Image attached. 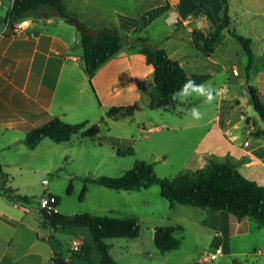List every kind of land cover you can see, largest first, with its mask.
<instances>
[{"label": "crops", "instance_id": "obj_1", "mask_svg": "<svg viewBox=\"0 0 264 264\" xmlns=\"http://www.w3.org/2000/svg\"><path fill=\"white\" fill-rule=\"evenodd\" d=\"M13 2L0 0V155L25 145L23 141L26 133L52 118L59 117L67 123L69 118L85 119V97L87 87L90 86L85 72L84 53L80 54L76 49L81 47L78 30L52 12H48V18H28L23 20L26 23L22 27L15 23L8 29ZM64 5L91 29H116L129 40L146 39L153 47L164 49L168 54V48H171L170 57L184 50L183 39L189 37L194 43L191 35L194 30L208 35L223 19L220 0H64ZM229 16L237 34L252 41L255 55L253 67L247 72V59L241 65L247 75L241 78L243 75L240 76L234 66L235 63L240 64L239 59L222 48L223 40L234 44L235 38L229 30L223 32L221 42L209 59L218 62L220 70L224 69L228 74L229 68L233 67L237 78L229 75L228 85L237 88L242 79L246 78V82H250L264 95V32L261 34L264 0H229ZM57 19L62 26L58 29L57 26L53 27L55 32L52 33L48 26L54 25ZM162 20L168 24L179 23L180 31L175 30L174 34L164 32L158 26ZM220 45L222 47L219 48ZM219 50L221 56L216 59L215 54ZM152 77L154 80V69L147 65L146 58L136 52L129 53L124 48L93 77L91 93L109 110L113 107L134 106L135 117L140 109L147 107L154 84L150 89L146 85ZM232 101L238 104L236 108L240 116L232 118L229 113L222 122L221 112L225 105H218L217 115L212 119L216 129L206 136L197 157V166L202 169L212 161L230 159L238 164L239 170L244 167L255 171L249 177L244 176L240 170L245 178L264 187V137L253 135L264 129V121L262 126L258 125L255 118L249 115L253 109L250 101L243 104L237 97L229 101V94L223 92L222 102ZM231 104L228 106L232 110ZM244 109L249 111L246 113ZM85 121L90 123L88 119ZM242 121L245 127L244 141L236 143L238 135L234 131L238 130V124ZM221 137H224L227 145L221 142ZM245 142H248V146L244 145ZM0 174L7 176L1 169V163ZM6 199L17 209V204L23 202ZM39 209L40 206L34 213L22 209L17 219L9 211L0 209V264H57L61 256L59 243L55 250L48 243L55 238L54 230L42 225L38 216ZM217 213L215 215L224 221L222 228L217 231L223 234V239L219 241L227 243L238 220L226 212ZM34 214L38 216L37 220L34 219L36 229L27 221ZM70 230L84 238L74 240V245L78 244L82 249L84 246L92 247L90 259L94 264L91 256L97 251L89 230ZM111 255L113 257L112 251ZM100 262L101 257L97 264Z\"/></svg>", "mask_w": 264, "mask_h": 264}, {"label": "rangeland", "instance_id": "obj_2", "mask_svg": "<svg viewBox=\"0 0 264 264\" xmlns=\"http://www.w3.org/2000/svg\"><path fill=\"white\" fill-rule=\"evenodd\" d=\"M56 26V29L62 26L59 19L54 25L48 26V29L53 33L55 29H52ZM158 26L167 33L174 34L175 30L180 31L179 23L168 24L162 20ZM261 32V34L264 32L263 22H261ZM191 35L193 38V35L204 34L194 30ZM187 38L182 40L185 44L184 50L171 57L177 59L189 74L211 77L207 83L220 91L214 102L205 103L202 97L192 96L186 101H180L170 113L143 107L134 118L107 120L106 127L103 126L101 134L94 139L84 138L80 133L72 136L68 142L60 144L46 139L35 150H29L22 145L10 152L5 151L0 155V163L1 169L7 176L0 174V187L11 188L27 199L18 203L17 209L0 195V209L9 211L13 218L17 219L22 209L34 213L42 198L53 195L60 198L57 211L63 215L88 214L113 218L135 216L141 224L138 238L107 240L112 246L111 251L117 264H264V227L251 219L236 221L232 237L227 243L226 241L222 243L216 237V232L222 228L224 221L220 216L215 215L218 214L215 211L182 205L171 208L170 203L161 198L158 186L126 192L113 191L85 182L86 179L100 177L119 178L131 170L138 160L152 165L158 178L174 179L181 175L192 176L200 169L197 166V157L206 136L216 129L212 119L217 115L218 105L221 103L225 105L221 112L222 122L229 113L232 118L240 116L235 101L222 102L223 92L229 94V101L237 97L245 104L250 101L247 89L252 84L246 82L245 78L237 88L228 85L229 75L231 77L237 75L233 67L229 68V74L224 69L220 70L218 62L200 54L194 43L189 37ZM174 40L178 39L174 38ZM223 42L224 47L221 45L218 47L227 49L239 59L240 64L235 63L234 66L239 75H243L241 78L246 77L247 72L241 65L245 64L247 56L241 45L236 40L234 44L226 40ZM127 46L125 51L131 53L132 49ZM76 49L80 54L83 52L81 47ZM168 51L169 54L172 53L171 48H168ZM220 56L219 50L215 58L219 59ZM148 82L146 87L150 89L154 84L153 77ZM85 101L83 116L90 121V126L99 125L102 119H106L109 109L99 104L97 98L92 95L89 85ZM229 104L232 110L229 109ZM193 107L199 108L203 114L202 119L195 120L191 117L189 110ZM243 111L247 113L249 110ZM249 115L262 126V119L253 109ZM85 119L69 118L67 121L68 124H79ZM247 123L249 125L250 121L248 120ZM244 129L242 121L238 124V130L234 131L238 135L236 143H243ZM253 135L255 136V132ZM221 142L226 144L224 137H221ZM129 148L134 150L133 156L118 155L119 150L127 151ZM240 170L244 176L251 177V172L255 173L252 169L247 170L244 167ZM70 186L72 191L69 193ZM85 187L88 190L84 200L81 201ZM34 219H38L35 214L27 221L36 229L37 224ZM176 225L184 228L183 231L175 234L176 238L181 240V246L177 250L162 254L154 244V230L157 227ZM47 233L49 234L48 231ZM54 236L55 238L48 243L54 250L59 243V253L62 257L60 260L69 264H86L73 250V241L84 238L73 233V230L54 231ZM219 245H222L226 254L220 255L216 260L208 261L207 257ZM81 251L80 246L79 252ZM91 257L94 264L99 262L100 257L97 252Z\"/></svg>", "mask_w": 264, "mask_h": 264}, {"label": "trees", "instance_id": "obj_3", "mask_svg": "<svg viewBox=\"0 0 264 264\" xmlns=\"http://www.w3.org/2000/svg\"><path fill=\"white\" fill-rule=\"evenodd\" d=\"M220 1L223 7V19L215 30L208 35H193L196 49L206 58L211 57L215 47L221 42L223 32L229 30L232 23L229 16V0ZM48 12H52L66 24L74 26L80 33L85 72L91 87L92 79L99 69L115 58L127 44L132 52L143 55L147 65L154 69V87L147 104L150 110L168 112L175 109L180 101H173L170 98L171 93L179 90L186 80H194L196 84L207 83L210 80V77L205 75H189L178 60L171 58L164 49L153 47L146 39L129 40L116 29L89 28L68 11L64 0H14L9 14L8 29H11L13 24L28 18H48L50 16ZM229 33L241 45L248 59L246 70L247 72L251 71L255 59L251 39L237 34L236 30H229ZM247 90L254 111L264 121V95L253 86H248ZM134 115V106L113 107L107 112L106 119H102L99 125L94 126H90L88 121L68 124L59 117H55L28 131L23 143L29 150H35L46 139L60 144L68 142L72 136L80 133L84 138L94 139L101 134V128L106 127L107 120L131 119L134 118ZM255 137H264V129L256 131ZM118 155L133 156L134 150L132 148L127 151L119 150ZM85 182L113 191L126 192L158 186L161 198L167 200L171 208L182 205L226 212L238 221L248 218L264 227V187L245 178L238 165L230 160L212 161L205 168L197 170L192 176L181 175L174 179L156 177L152 165L138 160L131 170L119 178L100 177L86 179ZM87 190L85 187L81 201L84 200ZM71 191L72 186L69 188V193ZM0 195L13 202L27 199L16 194L14 190L4 187H0ZM51 197L56 199L55 208L57 209L60 205V198L53 195ZM38 216L44 227H50L54 231L89 230L96 251L101 257L100 264H117L111 255V246L106 243L107 240L136 239L141 232L140 221L135 216L124 218L88 214L67 216L45 209H39ZM183 230L181 225L157 227L154 244L158 251L166 254L177 250L181 246V240L176 238L175 234ZM91 251V246H84L82 251L77 253L81 260L92 264ZM60 258L61 256L58 257L57 262L60 261Z\"/></svg>", "mask_w": 264, "mask_h": 264}, {"label": "clouds", "instance_id": "obj_4", "mask_svg": "<svg viewBox=\"0 0 264 264\" xmlns=\"http://www.w3.org/2000/svg\"><path fill=\"white\" fill-rule=\"evenodd\" d=\"M220 95V91L214 88L208 83L196 84L194 80L188 79L177 91L171 93L170 98L173 101H186L189 97L196 96L202 97L205 103L214 102ZM190 115L193 119H202L203 114L200 112L199 108L193 107L190 110Z\"/></svg>", "mask_w": 264, "mask_h": 264}, {"label": "built area", "instance_id": "obj_5", "mask_svg": "<svg viewBox=\"0 0 264 264\" xmlns=\"http://www.w3.org/2000/svg\"><path fill=\"white\" fill-rule=\"evenodd\" d=\"M25 23H26L25 21L18 22V26L22 27L23 25H25ZM244 145L248 146V142H245ZM56 203H57L56 199L54 197L50 196L48 198H42L40 200L39 206H40V209H45V210H49V211H57V209L55 208ZM216 237L219 240H222L223 234L220 232H217ZM73 250L75 252H79L80 246L78 244H75L73 247ZM222 254H224L223 249H222V245H219L218 247H215V251L207 257V260L208 261L209 260H212V261L216 260Z\"/></svg>", "mask_w": 264, "mask_h": 264}, {"label": "water", "instance_id": "obj_6", "mask_svg": "<svg viewBox=\"0 0 264 264\" xmlns=\"http://www.w3.org/2000/svg\"><path fill=\"white\" fill-rule=\"evenodd\" d=\"M229 30L230 31H234L235 30V24L234 23L230 24ZM57 264H67V263L65 261H63V260H60V261L57 262Z\"/></svg>", "mask_w": 264, "mask_h": 264}]
</instances>
